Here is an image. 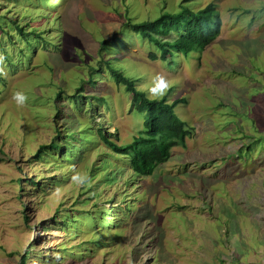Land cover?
<instances>
[{
    "label": "rangeland",
    "instance_id": "rangeland-1",
    "mask_svg": "<svg viewBox=\"0 0 264 264\" xmlns=\"http://www.w3.org/2000/svg\"><path fill=\"white\" fill-rule=\"evenodd\" d=\"M209 4L219 33L186 55L122 26ZM0 54V264H264V0H0ZM112 70L186 101L191 135L151 176L104 141L148 119Z\"/></svg>",
    "mask_w": 264,
    "mask_h": 264
},
{
    "label": "trees",
    "instance_id": "trees-1",
    "mask_svg": "<svg viewBox=\"0 0 264 264\" xmlns=\"http://www.w3.org/2000/svg\"><path fill=\"white\" fill-rule=\"evenodd\" d=\"M187 1L190 0H184V2ZM214 7V5L209 4L197 12L183 9L176 14H163L153 21L138 24L131 23L129 18H125L122 26L141 33L144 39L154 43L161 50L160 57L164 60L171 54L170 49L183 52L186 55L192 49L205 48L214 40L220 27L219 20L213 14ZM171 27L175 28V31L183 32V35L171 44L161 42L156 38L157 33L161 32V28H163L162 32L166 33ZM119 35L114 36L112 41L121 40ZM149 57L152 60L156 58L153 53ZM111 73L117 83L126 85V90L131 93L137 109L148 112V119L145 122V135L135 138L132 144L119 147L109 140L104 141L113 151L129 157L130 169L136 176H151L159 165L169 160L172 148L183 147L185 140L191 135L190 130L192 129L187 128L185 123L174 113L175 106L186 101L181 98L169 104L166 98L160 100L147 99L143 92L134 88V82L125 78L121 72L112 70ZM51 149L52 143L41 146L35 155L36 159L39 160L41 156H44L43 154ZM26 218L25 216L24 219L26 220ZM25 261L26 257L22 256L19 264H25Z\"/></svg>",
    "mask_w": 264,
    "mask_h": 264
},
{
    "label": "clouds",
    "instance_id": "clouds-1",
    "mask_svg": "<svg viewBox=\"0 0 264 264\" xmlns=\"http://www.w3.org/2000/svg\"><path fill=\"white\" fill-rule=\"evenodd\" d=\"M5 60L6 57L3 54H0V74H4L2 65ZM169 87L170 82L167 76L162 73H157L153 76L150 85L145 89V91L150 99H159L167 94ZM12 99L17 103V105L23 106V104L27 101V96L23 92L16 91L13 92ZM72 181L77 186H86L91 183V178L87 174L76 172L72 176Z\"/></svg>",
    "mask_w": 264,
    "mask_h": 264
}]
</instances>
